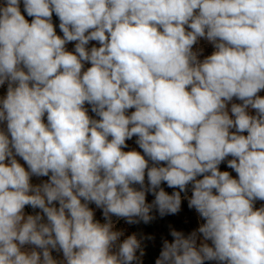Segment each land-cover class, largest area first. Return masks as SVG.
Segmentation results:
<instances>
[{"label":"clouds","instance_id":"9594fccd","mask_svg":"<svg viewBox=\"0 0 264 264\" xmlns=\"http://www.w3.org/2000/svg\"><path fill=\"white\" fill-rule=\"evenodd\" d=\"M23 5L31 23L20 0L0 6V264H142L140 241L120 242L112 217L177 214L189 184L188 207L205 223L187 236L172 230L155 264H264V206L254 207L264 201V0ZM198 38L216 49L203 61ZM233 98L242 103L230 115ZM134 136L143 154L123 150ZM229 156L238 178L219 169ZM32 176L49 179L34 186Z\"/></svg>","mask_w":264,"mask_h":264},{"label":"trees","instance_id":"16d2710c","mask_svg":"<svg viewBox=\"0 0 264 264\" xmlns=\"http://www.w3.org/2000/svg\"><path fill=\"white\" fill-rule=\"evenodd\" d=\"M23 3V0H20ZM0 2L5 3V0H0ZM22 15L25 16V19L31 23L33 17H29L24 10V5L22 9ZM52 23L54 25V28L56 30L57 35H61V30L59 28V18L53 13L52 16ZM91 46V45H90ZM88 109V115L94 119H99V117L91 111V105L87 104ZM137 137H133L130 140L126 141V144L128 145L127 148L123 149L124 151H130L134 150L133 146L136 144ZM138 152L143 154V150L139 148L138 146ZM147 159V157H146ZM149 165H152V162L149 161ZM203 177H197V179H202ZM147 176H145V184L147 185ZM135 187L139 188V185H136ZM161 187L168 192V194H172L173 191H178L179 189H172L169 188L166 183H162ZM192 194V185L189 184L187 188V192L181 193L182 197V203H181V209L177 214L174 215H166L164 217H161L159 213L153 209V212L151 213L153 216H155V219L152 220L149 223H144L143 221L139 223H133L130 224V234L135 235L137 239L140 241L141 248L137 250V256H140V252L143 251L144 255L140 257L142 264H155L156 260L159 258L160 252L163 248L164 241H168L171 243L174 240V237L171 235L172 230H176L179 232L184 233L185 236L189 235L191 232L197 230V217L196 215H199V213L196 212L195 209H190L188 207V199L186 197H190ZM155 197L151 193L146 194V202L152 203ZM29 212L31 215H36L37 213L42 212L40 209H33L31 206H27ZM202 224L205 223L204 219L200 217ZM46 221V217H45ZM37 251H39L37 249ZM56 260V259H55ZM135 264V262H133ZM205 264H216V261H206Z\"/></svg>","mask_w":264,"mask_h":264},{"label":"rangeland","instance_id":"374dc122","mask_svg":"<svg viewBox=\"0 0 264 264\" xmlns=\"http://www.w3.org/2000/svg\"><path fill=\"white\" fill-rule=\"evenodd\" d=\"M4 4L5 3L0 2V6H3ZM22 9H23V3H22V1H20L21 13H22ZM60 36L62 37L63 33H61ZM76 43L77 42H75V41L67 43L66 44V49L68 51H70V52H74ZM93 46L99 47L98 42L90 41L89 44L86 47L91 49V47H93ZM215 50L216 49H215L213 43L209 42L206 38H198L197 43L193 46V51L197 54V58L200 61H203L207 56L211 55ZM90 66H91L90 62H85L83 70H87V68L90 67ZM7 87H8L7 83H5L4 85H0V100H2L3 98L6 97ZM258 95L264 97V90H261L258 93ZM233 103L240 104V103H242V101H240V100H238L236 98H233V100L231 102H228L227 107H228L230 115H231L230 109H231V105ZM85 107L87 108V104H85ZM132 111H134V109L128 110V114H130ZM248 111H249V114L255 115V110L254 109L249 108ZM44 119H45V122H47L46 121V116H45ZM0 130L6 131V122L0 123ZM232 131H234V129H232ZM246 134L247 133H244V135H246ZM133 148L136 151L139 150L137 145H134ZM16 159H17L18 163H20L23 167H25L26 170H28L27 164L23 161V159L21 157L16 156ZM228 159H232V157H230V156L227 157L226 160L224 162H222L221 165H219V169L221 171H228L232 175L233 178H238V176L234 172V170L228 168V166H227V160ZM48 179H49V177L32 176L31 180H30V183L33 184L34 186L41 185L42 183L47 182ZM54 203H55V205L57 207L59 206L58 202H54ZM262 206H264V201L257 200L255 202V204H254V207L257 208V209L262 207ZM89 207L94 212L95 220H98L100 223H105V218L103 216L102 209L97 208L95 206V204H89ZM24 213H25V216L31 215V213L29 212L27 206H25ZM196 217H197V223H198L197 229H198L199 226L202 224V221H201V219H200V217L198 215H196ZM112 221H113V224H114V230L123 232V235L120 237V242H122L124 239H126L128 236L131 235L130 234V224L127 223L125 219L117 218V217L113 216L112 217ZM201 241H203V236H202V234L198 233L197 244L199 245V243ZM204 242H206L209 245H211V241H204ZM23 247H24V250H28V251H31L34 248L33 245H25ZM113 251H115V249H113ZM51 254H52L53 258L56 259L57 261H63L62 251L52 250ZM216 264H217V262H216Z\"/></svg>","mask_w":264,"mask_h":264}]
</instances>
